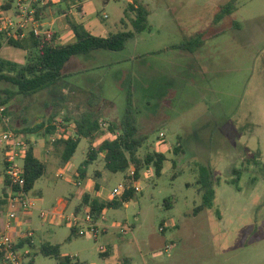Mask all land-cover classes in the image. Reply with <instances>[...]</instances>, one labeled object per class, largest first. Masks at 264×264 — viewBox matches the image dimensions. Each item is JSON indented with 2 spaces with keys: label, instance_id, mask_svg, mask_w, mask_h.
<instances>
[{
  "label": "rangeland",
  "instance_id": "374dc122",
  "mask_svg": "<svg viewBox=\"0 0 264 264\" xmlns=\"http://www.w3.org/2000/svg\"><path fill=\"white\" fill-rule=\"evenodd\" d=\"M77 2L64 0L51 7L52 13H69ZM102 2L97 0L100 21L107 14L108 23L118 26L113 32L126 31L119 22L126 0H112L106 8ZM211 2L170 0L184 9L162 18L176 19L189 32L168 29L172 25L144 32L138 47L143 57L124 64L121 75L115 66L107 77L108 101L113 102L114 112L106 107L107 111H100L98 119L108 125L103 130L111 123L119 125L126 110L134 109L140 134L148 137L139 156L164 154L161 175L146 167L135 181L133 168L112 173L101 155L85 168L88 176L81 180L72 168H80L87 160L90 142L81 139L69 168L52 151L45 174L30 191L39 209L24 227L35 231L24 264L31 257L34 264H58L55 258L39 254L43 243L60 245L62 258L78 255L83 264H124L126 260L133 264H264V31H252L264 26V0L238 1L235 18L247 21L241 27L244 31L223 25L220 29L230 30L216 32L219 28L212 26L199 32L214 19L213 8L207 7ZM55 29L64 35L70 30L65 20L56 23ZM254 40L258 46L250 48ZM183 49L219 55L192 60L181 57ZM257 49L261 55L252 63L250 56L257 55ZM131 51L129 47L116 57H128ZM0 59L24 61L25 55L22 49L3 45ZM9 86L13 85H0ZM48 143L47 148L54 149V142ZM201 166L212 170L216 194L211 208L197 211L204 193L199 184ZM89 179L97 182L102 194L120 185L135 189L128 203L106 211L110 228L97 241L73 236L67 226L52 225L40 217V209L51 212L59 198L74 197L66 211L72 213L79 202L75 196ZM109 200L105 196L100 201ZM114 223L131 231L121 232L112 227ZM105 248L108 257L101 255Z\"/></svg>",
  "mask_w": 264,
  "mask_h": 264
},
{
  "label": "crops",
  "instance_id": "0c3cea01",
  "mask_svg": "<svg viewBox=\"0 0 264 264\" xmlns=\"http://www.w3.org/2000/svg\"><path fill=\"white\" fill-rule=\"evenodd\" d=\"M76 1H78L77 4L70 7V10L68 11L69 13H64L60 16H55L52 13L51 7L55 6H49L44 11L43 24L45 25V28L50 29L56 37L60 38V45H65L67 43L74 42L75 40V35L71 30L67 20L68 17L73 19L77 24L83 25L94 36L105 37L109 34L115 33L113 31L117 29L118 26L117 24L113 26L108 23L110 16L104 14V22L100 21V19L98 18L100 16V13L97 10V0ZM111 1L112 0H103V7H109L112 4ZM114 1L117 3L120 0ZM238 1L239 0H214L213 3H208L207 7L213 8L214 12L212 16L214 17V19L210 18L208 20V25L204 26L201 30H199V32L208 31L212 29V26L216 27V29L219 28L216 30V32L229 29L227 27L225 29H220L223 25L233 27L231 30L234 31H244L241 27L242 25L246 24L247 21H242L240 23L235 18L237 17L238 13ZM173 3H170V0H126V5L122 7L124 16L119 20L122 29H125L126 31L134 30L133 21L136 18L137 9L139 8L144 9L147 13L146 29L143 32L129 38L125 48L121 51L95 50L88 54H82L72 57L66 64L64 68V77L57 86L38 92L27 98H24L21 95L12 96L8 104L6 106H2L3 108H5V112L4 115H1L3 124H0V135L7 129H11L21 135L26 141L27 149L32 148L35 157L38 158L42 163H44L46 167L47 164H49V159L52 155V151H55L57 154H59L62 159V148L53 146L54 149L52 148L50 150L47 148L49 144L48 142L58 133L57 131L59 129H67L69 131H73L75 122L81 120L83 115L88 112H94L98 116L100 111H107L105 107L111 109V111L114 112L113 102L108 101L110 97L107 92V87L109 86V82L107 81L109 78L107 79V77L112 75V73L115 71V66H118V71L116 70L115 72L118 75H121L124 74V64H126L128 61H136L143 57L144 54L139 53L138 47L144 40V32H153L156 29H166L165 25H172V28H168L169 26L167 27L172 31L176 30L178 32H189V29H184V25L178 24V21L176 19L165 20L162 18L164 16H170L174 13H177V15L179 13H182L178 10H182L184 8H178ZM181 5L184 6L183 4ZM76 6H78L77 12L75 9ZM130 12L131 17L128 18ZM95 15H97V17H95ZM226 17H230L229 20ZM50 19L53 20L49 21ZM64 20L67 22L70 29L67 35L62 34L61 31L55 29L56 23H61ZM252 31L254 34H256V32H263L264 26L256 27V29L254 28ZM4 45L14 47L8 43H5ZM257 46L258 44L255 41L252 42L250 48H256ZM129 47H131L132 49L130 56L116 57L120 56L121 52H124ZM235 47L237 48V45ZM243 48L244 47H241V49ZM257 50V55L250 56V59L252 58V63H256L258 56L261 55L260 50ZM23 52L25 55L24 61L16 62L11 60H0L18 64L20 66L25 65L27 62V52L24 50ZM218 55L219 52L217 54H209L207 51L205 52V50L190 52L183 49L181 57L198 60L201 58L209 59L212 57H218ZM221 56L223 55L221 54ZM2 90L15 93L17 91V88L15 86L0 87L2 97L7 98V92L2 93ZM78 113L82 114L76 115ZM31 119L33 121V124H30L32 123L30 122ZM35 121H38V123L36 124ZM60 121L64 122L65 127L60 126ZM42 123L45 124L44 128H42L40 131L35 132L34 130ZM54 129L56 130V132ZM29 135H32V137H30ZM70 164L71 160L65 164V167L67 166L69 168ZM78 169L72 168V173L74 174V176H77L81 180L85 179L88 176L87 172L82 178ZM5 181L6 165L4 162V154L0 149V228H2L7 221L6 203L8 202L9 190L7 188L5 189ZM86 194L91 198H98L100 200L103 198L105 199V196L109 197V193L102 194L100 192V188L95 180L89 179V182L86 183L84 187L80 189L79 193L75 196L79 200V202L78 204H76L72 212H74L79 206L83 205V197ZM73 198L74 197H72L71 200ZM71 200H69L68 198H59L57 201V206H55L54 209L66 212L71 203ZM86 209L87 206L85 205L84 211ZM29 223H31V221ZM51 224L58 226L61 225L58 223ZM28 228L33 233L31 244L34 245L35 231L30 227ZM107 233H105L104 235H106ZM28 250L30 252L31 248L28 247ZM101 255L108 257L109 249L107 248L105 253L101 252ZM71 258L72 264H83L80 260V256L76 255ZM124 264L133 263L126 260L124 261Z\"/></svg>",
  "mask_w": 264,
  "mask_h": 264
},
{
  "label": "trees",
  "instance_id": "16d2710c",
  "mask_svg": "<svg viewBox=\"0 0 264 264\" xmlns=\"http://www.w3.org/2000/svg\"><path fill=\"white\" fill-rule=\"evenodd\" d=\"M46 8L40 11L39 16L41 18H43ZM67 20L75 35V40L65 45H57L54 41L56 37L53 41H47L30 34L19 41L15 38L8 39L6 35L0 34V51L3 45L8 43L27 52V62L22 66L0 60V85L7 83L17 88L15 93L2 90V93L7 92V98H3L0 92V107L6 106L12 96L21 95L27 98L57 86L64 77L66 64L74 56L88 54L95 50H123L129 38L146 29L147 13L142 8L137 9L136 18L133 21V31H121L105 37L94 36L83 25L77 24L73 19L68 17ZM99 121L94 112H88L83 115L81 120L75 122L73 131L66 129L63 137L54 142L55 147L62 148V161L64 164L71 160L81 139L85 138L90 142V147L87 160L78 169L82 178L86 174L85 168L101 155L104 159L105 168L112 173H125L133 168V179L135 181L141 178V172L146 167H153L156 175H161L166 161L164 154L149 153L145 157L139 156V150L144 146L148 137L140 134L134 109L128 108L120 124L111 123L107 131L101 129ZM0 124H3L1 115ZM44 126L45 124L42 123L34 131H40ZM178 151H181L179 147L175 149L176 153ZM24 171L26 190L31 191L35 183L46 172V165L35 157L32 148L27 150ZM199 171V184L204 193L203 203L197 211L211 208L216 194L212 170L209 167L201 166ZM5 185V189H9L7 177ZM134 195L135 189L129 188L121 198L103 202L86 194L84 195L83 205L76 208L75 212H83L86 205L95 218L98 219L104 210L119 208L124 203H128ZM72 235L76 236L74 232H72ZM25 246L33 247L31 241L27 239L22 240L17 248L22 249ZM39 254L55 258L58 260V264H72L71 257H61L60 245L43 243L39 248ZM0 261L3 264L2 257H0ZM27 264H34V258L31 257Z\"/></svg>",
  "mask_w": 264,
  "mask_h": 264
},
{
  "label": "built area",
  "instance_id": "2783aa9c",
  "mask_svg": "<svg viewBox=\"0 0 264 264\" xmlns=\"http://www.w3.org/2000/svg\"><path fill=\"white\" fill-rule=\"evenodd\" d=\"M64 0H0V34L6 35L8 39L15 38L23 40L30 34L38 39L53 41L55 34L45 28L40 11L49 6H57ZM55 43L60 45V38H55ZM5 108H0L3 115ZM103 130L108 125L100 120ZM65 130L61 129L51 138V142L61 139ZM163 137V134L160 135ZM0 149L4 154L6 165V177L9 182V197L7 202V221L0 229V257L3 264H24L29 255L28 246L18 249L22 240H32L33 233L27 227L32 219V212L39 209L36 201L30 197V191L26 190L24 163L27 155V144L25 139L11 129L5 130L0 135ZM126 185H120L109 193V201L119 199L127 191ZM106 211L98 219L89 209L81 213H66L62 210L47 212L40 209V217L49 223H58L67 226L77 237H89L93 240L108 232ZM113 228H120L121 232L131 231L130 227L112 224ZM102 253L106 249L101 250Z\"/></svg>",
  "mask_w": 264,
  "mask_h": 264
}]
</instances>
